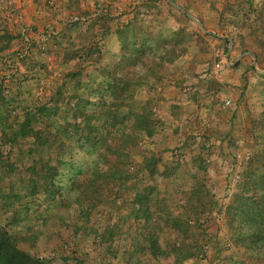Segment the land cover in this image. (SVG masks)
Here are the masks:
<instances>
[{
	"label": "rangeland",
	"instance_id": "1",
	"mask_svg": "<svg viewBox=\"0 0 264 264\" xmlns=\"http://www.w3.org/2000/svg\"><path fill=\"white\" fill-rule=\"evenodd\" d=\"M55 4L50 27L1 32L11 242L48 264H264L246 212L232 209L237 195L248 212L264 203V0ZM140 114L147 134L134 129ZM87 115L106 132L90 135ZM61 127L63 147L41 149L36 132Z\"/></svg>",
	"mask_w": 264,
	"mask_h": 264
},
{
	"label": "trees",
	"instance_id": "2",
	"mask_svg": "<svg viewBox=\"0 0 264 264\" xmlns=\"http://www.w3.org/2000/svg\"><path fill=\"white\" fill-rule=\"evenodd\" d=\"M121 93H125V88L123 87L121 90ZM120 94V93H119ZM51 111L50 108L46 107V106H42V108H40L41 112V117H44V115H42L44 112L47 111ZM108 112H105V114H103V118H105V116H107L108 114L111 115V111L109 109H107ZM54 114V112H52ZM107 114V115H106ZM40 117V118H41ZM110 117V116H107ZM114 117V116H113ZM92 120H94V115H87L85 123H84V127L86 129H88L90 131V135L92 134V132H100L101 129H104L106 132L105 127H98L95 124H92ZM34 122L35 121L33 119ZM99 121V120H98ZM97 120H95V122H98ZM135 123L134 125V129L136 131H144L146 134L148 133L149 129L151 126L149 121L147 120V117H143L142 114L140 115H135ZM106 122V119L105 121ZM116 123L115 120L110 119L109 121L106 122V124L108 126L112 125ZM28 125V124H27ZM48 129V128H46ZM62 132L59 133L54 130V131H43V130H38L39 133V140H41L40 142V148H53L54 146L56 149H58L59 147H63V140L61 139V136L64 135V129L63 127H61ZM122 132L119 130V134L121 133V138L119 139L121 141V144L118 146V148L120 150H125L128 146H130L131 144H134L131 141V136H128L125 129H121ZM33 131V129L28 126V131H26L25 133H31ZM89 135V136H90ZM89 140V139H87ZM53 141V145L52 142ZM117 152V151H116ZM116 155V154H115ZM118 157V155H117ZM52 168H50L51 170ZM55 170V168L53 169ZM36 175V174H34ZM139 196V195H138ZM237 201L235 202L236 205H233L235 207H233L232 209H235V212L242 214V212H246V216L250 222L251 227H253L254 231L256 232V238L259 239L262 244L264 245V203L263 205H261V207H259L258 205L256 206V208H253L252 211L248 212L247 207L245 205L244 202H242L241 200V195H237ZM137 198V197H136ZM139 199V197L137 198ZM153 243H156L155 241H153ZM154 252H158V248L156 251ZM155 253V254H156ZM0 264H48L45 260L43 259H39L37 257H33L30 255H27L26 253L22 252L21 250H19L12 242L11 239L9 237V234L7 233V231L0 226Z\"/></svg>",
	"mask_w": 264,
	"mask_h": 264
},
{
	"label": "crops",
	"instance_id": "3",
	"mask_svg": "<svg viewBox=\"0 0 264 264\" xmlns=\"http://www.w3.org/2000/svg\"><path fill=\"white\" fill-rule=\"evenodd\" d=\"M55 2L56 0H0V38L3 30H10L12 35L17 36L23 32L24 28L39 32L55 24L57 22ZM33 36L35 37L36 34L33 33ZM168 88L170 89L166 91V98L171 99L176 95L177 89ZM202 93L203 91H200V94ZM178 101L179 99L172 98L170 102L177 104ZM186 101L193 104L191 100ZM182 104L185 105V103Z\"/></svg>",
	"mask_w": 264,
	"mask_h": 264
},
{
	"label": "built area",
	"instance_id": "4",
	"mask_svg": "<svg viewBox=\"0 0 264 264\" xmlns=\"http://www.w3.org/2000/svg\"><path fill=\"white\" fill-rule=\"evenodd\" d=\"M216 67H219V65H217ZM224 105L228 106L230 104V100L226 99V98H223L222 99Z\"/></svg>",
	"mask_w": 264,
	"mask_h": 264
}]
</instances>
